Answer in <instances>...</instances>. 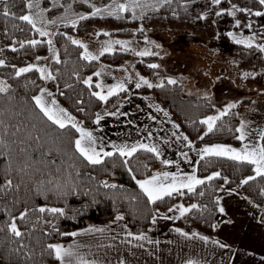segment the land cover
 Returning a JSON list of instances; mask_svg holds the SVG:
<instances>
[{"label":"trees","instance_id":"obj_1","mask_svg":"<svg viewBox=\"0 0 264 264\" xmlns=\"http://www.w3.org/2000/svg\"><path fill=\"white\" fill-rule=\"evenodd\" d=\"M231 0H221L220 4H213L212 0H172L171 4L148 7L143 14L134 13L132 10L120 12L116 15H109L102 12L97 16H91L94 7L107 8L109 3L113 6L114 0H40L44 8V16L48 26H55L52 45H48L47 36L41 37L31 26L13 17L0 15V46L5 54V63L0 66V75L9 86V93H0V107L5 111V124L15 125L20 122L29 123L34 111L32 97L37 95L44 84H48L56 90L58 101L87 128H93L96 113L104 114L116 108L129 91L120 92L118 95L109 97L107 103L98 100L91 93L97 91L95 87L97 76L95 75L99 63L108 67L118 68L127 59H135V67L140 74L149 76L156 83L160 79L165 80L164 88H134L139 93H154L158 100L167 108L172 117L181 125L182 129L195 144L211 142L239 143L236 137L239 135L235 130L240 127L242 113L249 97H243L236 104L237 107L229 111L228 115L217 121L213 132H207V126L199 123L203 117L216 109V101L213 96L183 95V86L177 81L175 85L166 83V75L162 66L158 69L148 67L151 61L157 59V55L140 57L128 49H116L105 52L99 59L83 60V48L71 43L67 37H75L91 31L95 27H110L113 33L122 36L134 35L138 40L143 41L149 29L155 25L166 27H188L193 31L204 29L203 19L200 17L209 9L224 8ZM242 6L255 11L264 12V6L258 0H233ZM29 0H10L9 6L18 17L28 14L26 4ZM150 5H155L157 0H146ZM94 6V7H93ZM2 11V8H0ZM77 13L89 18L79 21L76 27L71 26L72 20H77ZM222 15L215 18L218 34L213 39V44L223 53L234 54L240 66L253 67L257 73L247 77L249 82H256L264 89V53L253 45L248 48L246 45L237 44L231 40L229 31L235 27L233 17L227 11H221ZM259 24H264V16L253 15ZM67 17V19H62ZM38 27V26H37ZM143 28L141 32L140 29ZM36 39L40 44L32 47L27 41ZM20 42L25 47H20ZM15 48L16 51H12ZM51 51L59 56L60 63L56 59L50 61V71L56 77L55 80H44L40 78L39 72L33 70L15 76V71L21 65L33 61L38 56L49 55ZM88 76L92 77V87L83 83ZM34 82V83H33ZM153 83V84H156ZM70 86V87H69ZM11 95L13 100L9 101ZM80 109H83L81 111ZM79 133L71 130V139L78 137ZM65 135H68L65 133ZM203 136V139L201 137ZM9 148L0 149V185L11 179L14 187L7 192L0 194V226H6L11 220H15L18 229L24 233L22 237L13 236L5 227L0 232V264H50L55 263L54 253L49 254L46 250L48 244L56 241L67 240L75 229L85 226L90 222H104L112 219L116 214H123L126 217L128 226L136 233L148 229L157 210L169 208L176 200L182 201L189 207L195 203L198 205L183 217L179 216L175 225L187 232H198L204 236L214 238L220 223L224 220V213L219 212L218 191L227 178L229 187L239 186L249 198L258 204L264 205V177H257L246 185L241 181L248 176H254V166L246 162L233 161L224 157H205L198 159L197 173L204 179L213 172H220L221 176L206 181L199 185L196 191L183 195L173 194L163 200L152 204L143 194L136 183L142 177L152 173L162 164L155 154L138 150L133 157L128 158L129 164L123 163L124 157L114 153L112 157L104 158L101 165H90L79 153L75 152L74 144H65L68 153L66 157L59 151L48 152L47 149L40 150L36 144L31 143L28 156L36 168L40 171L30 170L28 174H17L16 169L22 163V154L17 149L19 144H12L11 141L17 137L5 136ZM264 144V141H262ZM28 147V145H25ZM41 151L44 152L42 157ZM11 153V155H9ZM71 158V159H69ZM55 161L54 165L44 167L39 161ZM74 161L75 171L68 167ZM11 165V172H8ZM132 168V171H129ZM60 169L59 172L56 170ZM80 175L77 176L76 172ZM135 176V179L133 177ZM71 177V183L75 185L67 195L58 194L52 191H38L41 181L45 182L44 187H54L55 182L63 184ZM53 181L48 185L47 181ZM103 181L109 184H116V189L104 188ZM15 185H19L18 188ZM204 195L200 196L199 193ZM39 207H57L64 209L63 216H53L50 213H39L33 211ZM28 211L24 221L19 220L22 212ZM55 225V230L53 228Z\"/></svg>","mask_w":264,"mask_h":264},{"label":"crops","instance_id":"obj_2","mask_svg":"<svg viewBox=\"0 0 264 264\" xmlns=\"http://www.w3.org/2000/svg\"><path fill=\"white\" fill-rule=\"evenodd\" d=\"M233 5H235L236 8L250 9L231 0L227 7L219 9L212 8L203 13L202 16H205V18L203 19L204 29L202 31L181 30L174 31V35H170L176 38V40L171 42V45L177 46L176 52L172 50L170 58L171 61L174 63L176 62L174 67L181 70L174 74H178L179 80L177 81L181 82L182 86V79L184 77L183 72L186 69L187 63L181 62L182 57H180V54H184L183 51L191 55L226 54L221 52L213 44V39L218 34V28L215 23V13L221 11H227L229 13ZM231 16L235 23V27L229 31V33L232 34L230 35L232 41L235 42L233 36L241 39L255 36L253 45L264 44V24H259L252 14L246 12L237 11L234 16ZM236 20L240 21L239 27L236 25ZM248 24H251L252 27H247ZM157 26L153 27L158 28L156 30L158 34L165 32L164 29H161L160 25ZM153 27L151 29H153ZM163 27L166 26H162V28ZM151 29L147 32L149 35ZM147 36L148 35H146V37ZM180 36H184L182 37L184 40L180 41L178 39ZM146 37L145 40L141 42L151 43L154 47L159 48L160 51L156 55L163 60L162 52L163 50L167 52V43H163L162 40L153 42L152 40H146ZM157 45H159V47H157ZM162 46H164V49ZM202 50H206V53ZM201 60L202 58L197 57V61ZM235 62L237 63L236 59ZM123 64L118 68L115 67V70L124 69ZM218 69L221 70V66L218 65ZM220 76H223V74H220ZM221 81L227 82V85H232V90L239 89L234 86L235 84L233 85L232 82L226 79ZM42 88H46L50 91L53 94L52 98H55L58 104L65 108L58 101L54 88L49 85L46 87L45 84ZM241 89L240 91H242ZM240 91V94L237 92L238 96L234 97H239L240 99L243 98L242 96L249 97L246 104L247 106L251 102V96H247L249 94ZM261 92L264 91L261 89ZM38 94L39 92L37 95ZM46 99L49 98L46 97ZM157 108L163 109V111H158ZM114 111H118L119 114L117 116L105 115L104 119L95 127H85L87 130L92 131L93 135L96 137L97 150L103 148V151H113V145L124 144L132 145L144 143L155 145L161 151L159 157L161 163L163 160H168L171 163L167 164L168 166L166 167H156L152 173L139 180L150 178L155 173H162L165 171L171 174L186 176L193 174L194 169L197 178L203 179L197 173V162L200 158L198 152L202 146L208 145V143L195 144L154 93L130 91L124 96L121 103L116 108L107 112ZM164 112H167L168 115L165 116ZM71 115L74 116L73 114ZM76 120L78 121L77 118ZM241 122H243V116ZM174 125H178L179 127L176 128ZM260 131H264V128ZM260 131L256 132L251 129L252 134L250 137L239 143H221L231 147H234L232 145L234 144L236 146L234 148H239L238 146L241 145L244 146L245 143L250 145L262 144V141L258 139V133ZM174 132L176 133L175 136L173 135ZM181 136H187L188 140L178 139V137ZM189 142H191L193 147L188 146ZM211 143L214 144L217 142ZM182 153H187V157L185 158ZM165 155L168 156V159H166L167 156L165 157ZM185 190L187 189H183L182 192ZM218 200L220 201L219 207L225 209V218L220 223L215 237H208L207 241H203L199 238L204 235L198 232H187L175 225L174 221L180 216V212L176 209V206L184 205L188 207L182 199H178L169 207L172 208L173 211H169V208L157 210L154 214L155 222H153L152 219L148 229L141 232L148 236L151 243L149 241L135 240L128 243L127 240L131 238L126 237V232L131 231L134 235L141 233L134 232L128 226L126 217L119 213L108 221L90 222L73 231L76 233H85V230L91 227L107 228L108 230L104 233L80 234L71 236L67 240L56 241L53 244L58 243L65 247L70 245L78 246V251L81 256L89 261L97 260L99 264H120L121 261H123L124 264H187L189 259L198 261L199 264H264V205L258 204L249 198L239 186L229 187L225 182L220 186L218 191ZM117 215H122L124 219L116 221L115 217ZM177 228L183 232H187L189 237H191L192 233H197L198 235L196 237L186 238L176 231ZM214 241L218 243H214ZM139 244H142L143 247L137 246ZM99 245H103V247H99ZM220 245L226 246L221 247ZM50 264H59V261Z\"/></svg>","mask_w":264,"mask_h":264},{"label":"snow or ice","instance_id":"obj_3","mask_svg":"<svg viewBox=\"0 0 264 264\" xmlns=\"http://www.w3.org/2000/svg\"><path fill=\"white\" fill-rule=\"evenodd\" d=\"M86 2V0H85ZM259 4L264 6V0H258ZM172 0H157V3L155 5H150L146 2V0H130V3H116L114 0V6H108L107 8L101 9L99 7H94V11L91 12V16H97L98 14H101L102 12H107L109 15H116L120 12H126L129 10H133L135 8H148V7H156V6H162L163 4H171ZM213 4H220L221 0H212ZM10 0H0V8H2V11H0V15L4 17H13L16 19H19L20 21L25 22L26 24L31 26V29H34L39 36L44 37L48 36L49 33L42 30L41 28L37 27V23H44L45 17H44V10L40 8V0H29V2L26 4L27 9H29L28 14L19 15L18 17L16 14L12 11V8L9 6ZM239 12H246L252 15H255L257 17L264 16V12L262 11H255L254 13L251 12L250 9L247 8H236L235 5H233L232 10L229 11L230 15H235V13ZM143 13H141L142 15ZM73 15L78 16L77 20L71 21V26L76 27L77 23L79 21H83L88 19V16L80 15L77 13H73ZM215 15L219 16L222 15L221 12H216ZM205 16H201L200 19H204ZM62 19H67V17H62ZM49 23H55V21H48ZM237 27L240 26V21L236 20ZM247 27L251 28L252 25L248 24ZM140 31H143V28L140 29ZM104 35H110L109 33L105 32ZM229 35H232L229 33ZM68 40L71 41L72 44L78 45L79 47L84 49V52L82 54V59L86 61H92L98 59L97 56L90 53L87 49V46L84 45L80 40L73 39L72 37H67ZM233 39L237 44H245L248 48L253 47V40L255 39V36L249 37L247 39H241L237 38L236 36H233ZM28 45L35 47L36 45L40 44L41 41L36 39H31L27 41ZM48 45L51 47L52 41H47ZM128 42L121 41V40H115L108 43L106 47L103 48V50L100 52V55H104L105 52H111L112 45H121L125 46ZM20 47H25L24 42H20ZM159 47V45H157ZM256 47L259 49L260 52H264V44L256 45ZM12 51H16L15 48L12 49ZM156 53H153L147 49L143 51H138L136 55L144 57V56H151L155 55ZM37 60L42 59L41 57H36ZM56 63H60L59 56H56ZM4 60L0 59V66L4 65ZM151 69H158L161 66L156 63H152L148 65ZM37 71L40 74V78L44 80H55L56 77L53 75L51 71H49L46 67H38L36 65H28L26 67H20L15 71V76L20 77L24 73H28L31 71ZM96 76L101 75L100 72L95 73ZM139 79L136 83V88H141L142 86H147L148 88H164L165 87V80L160 79L158 83L153 84L148 79H145L143 76H139L137 74ZM245 77H247L249 74L245 73ZM34 83V82H33ZM83 83L87 85L88 87H92V77L89 76L87 79L83 80ZM166 83L168 85H175L177 84V80L173 78H167ZM70 87V86H69ZM96 88L101 89V91H94L91 93L92 96H95L98 98V100L103 101L107 103L109 97H112L114 95H118L120 92H126L127 88L125 87L124 82H119L112 86H105L103 84H96ZM106 87V92H105ZM10 86L3 80H0V93H9ZM52 93L48 91L46 88H40L39 94L34 95L32 97V100L34 101V109H38V112L34 111L33 114L30 117L29 123L20 122L15 125H8L5 124V109L3 107H0V149L9 148V143H6L5 136H13L17 137V140L11 141L12 144H19L20 147L17 149L19 154H22V163L19 164V167L16 169L17 174H28L30 170L32 171H40L39 168H36L31 161V159L28 156V152L31 147V143L36 144V146L40 150L47 149L48 152L52 151H59L63 153L66 157L68 156V153L65 149V144H74L75 152L79 153V156L82 157L85 161H87L90 165H101L105 162L104 158L106 157H112L114 153H118L120 157H124L123 163L125 165L129 164V159L133 157L135 153L138 152V150H144L149 153L155 154L156 157H160L161 151L160 149L155 145H149L144 143H136L132 145H113V151H103V148L100 150H97L96 144L97 139L93 135V132L90 130H87L85 127H83L74 116H72L65 108L61 107L57 100L55 98H52ZM49 98V99H46ZM205 98H207V93H205ZM9 101L13 100L14 97L9 95L8 97ZM237 105L235 103L227 105L222 111H219L218 115H212L207 116L205 119H202L199 121L200 124L207 126V132L211 133L216 128L217 121L221 120L222 117L228 115L229 111L233 108H236ZM83 111V109H80ZM158 111H163V109L157 108ZM119 113L118 111L114 112H105L104 115H101L100 113H96L95 115V121L94 123L99 124L101 120L104 119L105 115H111V116H117ZM164 115L167 116L168 113L164 112ZM174 127L178 128V125H174ZM246 124L244 122H241V125L239 128H237L235 131L239 133V135L236 137L237 140L244 141L246 139V133H245ZM74 129L75 133H79V136L72 140L71 137V130ZM67 133L68 135H65ZM173 135L175 136L176 133L174 132ZM178 139H183L185 141L188 140L187 136H181L178 137ZM203 139V136L201 137ZM258 139L261 141H264V131H260L258 133ZM167 142V141H166ZM25 145H28V147H25ZM189 147H193L191 145V142L188 144ZM3 153L0 152V155ZM200 159L204 160L205 157H224L233 161L238 162H246L250 165L254 166V176H248L246 179L242 180L240 183L241 185H246L250 181L255 180L257 177H264V144H248L245 143L242 148H234L228 145H222V144H215L212 146H206L199 150L198 152ZM11 155V153H9ZM42 157L44 156V152L41 151ZM182 155L186 158L187 153H182ZM71 159V158H69ZM40 164H43L44 167H48V165H54L55 161H47L45 163L44 159H41L39 161ZM163 164L167 165L171 163L168 160H163ZM68 167L72 168L73 171H75V163L74 161L68 165ZM12 168L11 165H9L8 172H11ZM57 172L60 171V169L56 170ZM129 171H132V168H129ZM76 175L79 176L80 173L77 171ZM221 176L220 172H213L211 175L207 176L204 179L197 178L195 175V169L193 170V174L186 175V176H180L178 174H171L169 172H162V173H155L150 178H146L143 180H137L136 183L139 185L140 189L142 190L143 194L147 197L148 201L152 204H155L157 201L163 200L165 197H171L173 194H180L183 195L182 190L187 189L188 193H193L196 191L197 186L204 185L206 181H212L218 177ZM135 179V176L133 177ZM102 186L104 188H110V189H116V184H109L107 181L101 182ZM225 183H227V178H225ZM48 185H53L54 182L49 180L47 181ZM45 182L41 181L38 186V191H52L58 194L67 195L68 192L72 191L75 187L74 184L71 183V177H69L68 180H66L63 184L59 182H55L54 187L45 188L44 187ZM13 181L11 179L6 180V182L3 185H0V194H3L7 192L8 189L13 188ZM16 188L19 187V185H15ZM264 191V190H262ZM200 196H203L204 193L200 192ZM220 201L217 199L216 204H219ZM198 207L197 204L193 203L189 207H185L184 205H177L176 209L179 210L180 216L183 217L186 213H189L193 209H196ZM219 212L224 213L225 209L223 207H219ZM33 211H37L39 213H50L53 216H63L64 209L63 208H57V207H39L38 209H34ZM169 211H173L172 208H169ZM28 216V211L22 212L19 216V220L24 221ZM124 217L122 215H117L115 217L116 221L123 220ZM153 222H155V217H153ZM5 227L7 230L15 237H22L24 233H22L18 227L15 220H11L6 226H0V232L5 231ZM53 228L55 230V225H53ZM107 228H95L91 227L85 230V233H104ZM180 235L185 236L186 238L196 237L197 233H192L191 237H189V234L187 232L181 231L179 228L176 229ZM85 233H76L73 232L70 235L77 236L80 234ZM126 237L131 238L127 240L128 243H131L132 240L135 241H151L149 240L148 236L141 233V234H133L131 231L126 232ZM203 241H207L208 237L206 236H200L199 237ZM214 243H218L217 241H214ZM139 247H143L142 244L137 245ZM221 247H225L226 245H220ZM99 247H103V245H99ZM46 250L49 252V254H53L55 256V259L59 261V264H99L97 260H87L83 256L80 255L78 251V246L70 245L65 247L61 244H48L46 246ZM120 264H124L123 261L120 262ZM187 264H199L198 261L189 259L187 261Z\"/></svg>","mask_w":264,"mask_h":264},{"label":"rangeland","instance_id":"obj_4","mask_svg":"<svg viewBox=\"0 0 264 264\" xmlns=\"http://www.w3.org/2000/svg\"><path fill=\"white\" fill-rule=\"evenodd\" d=\"M115 2L127 4L130 3V0H115ZM106 6L108 7L110 6V4L107 3ZM40 8L44 10V8L41 5ZM145 9L146 8L143 9L135 8L134 11L133 10L132 11L138 14V13H143ZM44 17H45V22L37 23V26L42 30L48 32L49 35L47 36V38L48 40H52L53 34L56 31V27L48 26L46 24V22H48V19H46V16ZM156 26L157 25H155V27ZM157 29L158 28L153 27V29L150 30L151 36L147 33L148 36L146 37V40H152L153 42L162 40L163 43L166 42L167 52L163 50L162 52L163 60H161V58H159L158 56L157 59L151 61L150 64L156 63L161 65L163 70L165 71L166 78H173L179 80L178 74L177 73L174 74V73L180 72L181 70H179L177 67H174L176 65V62L174 63L173 61H171L170 58L172 50L176 52L177 46L171 45V42L176 40V38L171 37L170 35H174V31L192 30V29L182 26L163 27V28L161 26V29L165 30V32L162 34H158L156 31ZM105 32L109 33L110 35H104L103 33ZM182 37L184 36H180L178 39L180 41L184 40V38ZM75 39L80 40L84 45H86L88 51L93 55L97 56L98 59L101 56L100 52L103 50V48L106 47L109 42L115 40L126 41L128 43L125 46L113 44L112 51L116 49H128L132 51L134 54H136L138 51H143L145 49L156 54H158L160 51L159 48L154 47L151 43L139 41L134 35L132 36L117 35L113 33L112 28L110 27H100V26L95 27L87 33L77 35ZM162 48L164 49V46H162ZM202 51L206 53V50H202ZM183 52L184 54H180V57H182V60L184 61L181 60V62H187L186 69L183 72L184 77L182 79L184 96H190V95L205 96V93H207V96H213L216 101V109L212 113L207 115V116H212V115H218L219 111H222L229 104L232 103L237 104L240 98L238 97L239 98L238 99L235 98L234 96H238L237 92L239 93L240 89L242 88L241 89L242 91L249 94L247 96H251V102L247 105L248 107L246 106L247 108H245L242 113L243 122L246 124V128H245L246 138H249L250 135L252 134L251 129L252 131L258 132L262 128H264V92H261L262 87L259 86L256 82H248L247 80V77L253 76L257 73V70L255 68L240 66L235 62L236 59L235 55L230 53L228 54L218 53L211 55H207V54L191 55V54H186L185 51ZM56 56L57 53L51 51L49 55L38 56L41 57L42 59L40 60L34 59L33 61H30L25 65L19 66V68L26 67L31 64V65H36L38 67H46L49 70L50 61L52 59H55ZM197 57L202 58V60L197 61ZM0 59L4 60L5 62V54L1 46H0ZM123 65H124V69L115 70L116 68H110L102 63H99L96 72H100L101 75L97 76L96 83L103 84L107 87V86L115 85L119 82H124L125 87L129 92L133 91V88L138 82L139 77L137 74H139V76H143L145 79H148L151 83H156L149 76L140 74L137 71L135 67V59L133 58L127 59ZM218 65L221 66V70L218 69ZM245 73H248L249 75L245 77L244 75ZM220 74H223V76H220ZM223 79L232 82L233 85L235 84L234 86L239 89L232 90L233 86L230 84L227 85V82L225 81H221ZM0 80H4L2 75H0ZM218 80L221 82H219ZM236 85H239L240 87ZM45 86L47 87L48 85L45 84ZM106 87H105V92H106ZM98 91H101V89L98 88L97 92ZM207 116L203 117V119H205ZM215 144L227 145L221 142L219 143L217 142L214 144L208 143V145H204L200 149ZM232 145L236 147L234 144ZM242 146L243 145L238 147L242 148ZM166 156L167 155H165V157ZM166 159H168V156L166 157Z\"/></svg>","mask_w":264,"mask_h":264},{"label":"water","instance_id":"obj_5","mask_svg":"<svg viewBox=\"0 0 264 264\" xmlns=\"http://www.w3.org/2000/svg\"><path fill=\"white\" fill-rule=\"evenodd\" d=\"M262 91H264V89H262Z\"/></svg>","mask_w":264,"mask_h":264}]
</instances>
